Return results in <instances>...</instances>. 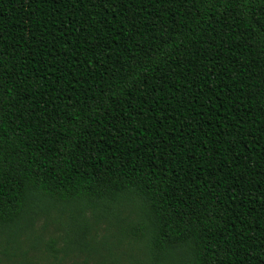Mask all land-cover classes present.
I'll list each match as a JSON object with an SVG mask.
<instances>
[{"label":"trees","instance_id":"obj_1","mask_svg":"<svg viewBox=\"0 0 264 264\" xmlns=\"http://www.w3.org/2000/svg\"><path fill=\"white\" fill-rule=\"evenodd\" d=\"M87 213L264 264V0H0V248Z\"/></svg>","mask_w":264,"mask_h":264},{"label":"rangeland","instance_id":"obj_2","mask_svg":"<svg viewBox=\"0 0 264 264\" xmlns=\"http://www.w3.org/2000/svg\"><path fill=\"white\" fill-rule=\"evenodd\" d=\"M56 210L51 211L54 217L59 214ZM85 218L86 222H71L64 217L48 223L39 219L30 239L21 236L6 254L0 248V264H130V257L144 262L139 246L130 236L119 233V227H126L128 221L89 213ZM0 244L7 245L8 236H0Z\"/></svg>","mask_w":264,"mask_h":264}]
</instances>
